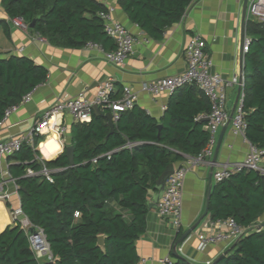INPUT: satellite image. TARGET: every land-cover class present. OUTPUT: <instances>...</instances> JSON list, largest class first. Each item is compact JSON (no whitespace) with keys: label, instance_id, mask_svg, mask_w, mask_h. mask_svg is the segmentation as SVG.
Returning a JSON list of instances; mask_svg holds the SVG:
<instances>
[{"label":"trees","instance_id":"trees-1","mask_svg":"<svg viewBox=\"0 0 264 264\" xmlns=\"http://www.w3.org/2000/svg\"><path fill=\"white\" fill-rule=\"evenodd\" d=\"M195 0H118L129 19L149 37L162 38L166 27L178 22ZM8 19H0L9 35V19L21 16L29 31L50 44L82 48L87 42L114 48L104 32L99 0H0ZM250 44L243 59L242 111L244 136L264 149V21H246ZM48 70L29 57H0V121L4 110L46 81ZM116 91V90H115ZM111 93L120 96V90ZM211 104L194 84L169 94L159 118L133 104L118 112L111 131L98 108L89 121L72 122L70 144L74 166L66 151L53 160H39L36 146L23 143L9 157L8 171L19 187V206L30 224L42 230L51 253L38 260L28 235L19 223L0 232V264H137L136 240L146 231L149 194L169 164L197 156L206 145L205 128ZM43 165L52 169L51 180L27 176L26 170ZM77 213V215H76ZM264 213V175L242 170L211 185L210 220L232 218L249 227ZM103 237V243L98 241ZM174 264H196L177 256ZM209 264H264V226L248 230L217 260Z\"/></svg>","mask_w":264,"mask_h":264},{"label":"crops","instance_id":"crops-1","mask_svg":"<svg viewBox=\"0 0 264 264\" xmlns=\"http://www.w3.org/2000/svg\"><path fill=\"white\" fill-rule=\"evenodd\" d=\"M111 2L115 5L114 18L136 38L133 53L120 66L108 62L103 52L96 48L84 46L74 49L56 46L29 30L10 25L7 35L0 27V57L10 54L26 56L48 70L46 81L34 87L30 100L20 104L0 125V140L27 131L34 119L55 100L79 95L85 96L88 100L93 99L96 86L107 79L114 81L115 90H120L119 97L122 96L123 87L129 86L136 95L135 104L159 118L164 111L169 93L152 95L143 91L142 85L184 71L186 69L184 47L195 35L201 36L205 41V52L211 60L210 72L218 73L224 80L231 82L226 88V109L232 114L236 105L238 82H244V75L240 78L243 71L240 60L242 43L245 37H249L245 32L243 40L241 38L243 0H195L187 7L178 22L166 27L160 39L149 37L131 21L119 6L118 0ZM0 19H8L1 5ZM72 122L74 120L71 114L65 112L63 123L67 130L63 134L49 130L41 136L36 146L39 160H53L70 145ZM221 131L223 136L215 162L241 159L247 152L248 141L232 132L230 121L218 126L213 153ZM9 157L3 162L6 169L13 162ZM215 170L216 166L201 163L189 168L183 185L181 226L177 229L156 210L159 191L150 192L146 231L136 240L139 258H148V264H157V260L165 256L175 259L172 254L175 242L199 220L205 210L208 188L215 182L213 179ZM18 204L19 201L14 195L10 203L0 200V232L12 224L10 205ZM207 220L208 213L176 246V252L180 256L196 264H209L222 256L234 243L220 241L208 244L204 249H198L202 224ZM262 222L264 213L255 224L259 225Z\"/></svg>","mask_w":264,"mask_h":264},{"label":"built area","instance_id":"built-area-1","mask_svg":"<svg viewBox=\"0 0 264 264\" xmlns=\"http://www.w3.org/2000/svg\"><path fill=\"white\" fill-rule=\"evenodd\" d=\"M105 7L104 11L99 13L103 22L104 32L113 40L114 48L105 50L100 44L95 42H87L85 46L96 48L103 52L105 59L114 65L120 66L124 60L133 53L136 38L131 32L118 20L114 18L115 5L111 0H99ZM253 19L259 22L264 21V0H248L246 10V21ZM9 23L22 30H29V24L26 23L21 16L9 19ZM250 44V38L245 37L242 43L241 53L244 55ZM186 59V69L180 73L156 79L142 85V90L157 95L162 92L171 93L177 87L194 84L208 97L211 110L205 116L207 124L205 128L208 130L209 138L197 156H186L184 161L174 166L172 173L168 176L165 186L160 195L156 199V210L159 215L168 220L174 228L181 226L182 217V195L183 185L189 168L194 164H207L216 166L213 172L215 182L226 179L231 174L242 170H255L264 175V149L259 148L248 142V149L245 155L239 160L226 159L221 162L212 161L213 148L216 142V132L218 126L226 121L231 122V129L234 134L244 136L246 122L242 111L243 97V81L238 82L241 87L238 101L234 107L232 114L226 109V88L231 82L224 80L218 73L210 72L211 60L205 52V41L199 35L191 38L184 47ZM244 59V58H243ZM243 65V60L241 62ZM115 91V84L112 79H107L96 86L93 99L88 100L83 95L76 97H68L65 99L55 100L47 106L40 116L34 119L31 127L16 135H11L0 140V200L10 203L11 197L14 195L20 200L19 187L13 177H11L8 169L3 167L4 160L14 154L23 143L34 146L35 137L45 135L49 130H55L59 134H63L67 127L63 123V116L68 112L73 117L74 122L89 121L92 115L93 106L98 108H106L112 114V120L118 118V112L131 108L136 100L135 93L129 86L123 87L122 96L112 98L111 93ZM32 90L25 93L21 100L13 105L8 106L4 110L0 125L14 112L20 104L30 100ZM53 170L43 165L38 170L27 169V176H43L51 180V172ZM9 213L12 223H19L21 228L28 235L30 246L36 257L46 254L47 259L51 258L48 244L42 233V230L36 228L34 233H28L32 226L27 217L22 213L20 206L10 205ZM77 215V213H76ZM23 217V218H22ZM261 227L253 224L249 227L238 225L232 218L207 220L202 224V232L200 233L198 249H204L208 244L228 241L235 242L240 236L248 232V230L258 231ZM41 236V242L34 241L35 236ZM149 259L139 258L137 264H148ZM157 264H174L173 258L165 256L157 260Z\"/></svg>","mask_w":264,"mask_h":264},{"label":"water","instance_id":"water-1","mask_svg":"<svg viewBox=\"0 0 264 264\" xmlns=\"http://www.w3.org/2000/svg\"><path fill=\"white\" fill-rule=\"evenodd\" d=\"M247 3H248V0H243L242 20H241V38H242V40H243V38L245 36V32H246L245 25H246ZM33 25H34V22L30 23L29 24V27L32 28ZM243 58H244V55L241 54V57H240L241 62H242ZM241 66H242V64H241ZM240 78H243V71L241 73ZM240 91H241V87L239 86L238 87V94H237V97H236V103L238 101V98H239V95H240ZM93 112H95V113L98 112V107L93 106ZM105 116L107 117V120H108L110 129L112 131L113 130L112 114L110 112H107L105 114ZM222 136H223V131H221L220 134H219V136H218L217 143H216L215 150H214L213 157H212V161H215L216 160V156H217L218 148L220 146V142L222 140ZM65 151H66V157L68 158V161H69L70 166H74L75 164H74V159H73V147H72V145L71 144L70 145H67L65 147ZM173 169H174V165L173 164H169L168 167L166 168V170L164 171V173L158 179V181H157V186H158V191H159L158 196L160 195L161 191L163 190V188L165 186V183H166V180H167L168 176L172 173ZM211 178H212V174L209 175L210 182H211ZM210 191H211V185L209 186L208 191H207L205 210H204L202 216L199 218V220L194 225H192L189 229H187L182 234V236L175 242L174 247L172 249V254L175 257L180 256L176 252V246H177V244L181 243L191 233V231L194 230V228L198 225L199 221L203 217H205L207 215V213H208V202H209V198H210ZM259 226L260 227H263L264 226V222H262L261 224H259ZM35 230H36V227L31 226L29 228V230H28V233L29 234L30 233H34ZM98 241H99L100 244H102L103 243V237L102 236H99Z\"/></svg>","mask_w":264,"mask_h":264},{"label":"rangeland","instance_id":"rangeland-1","mask_svg":"<svg viewBox=\"0 0 264 264\" xmlns=\"http://www.w3.org/2000/svg\"><path fill=\"white\" fill-rule=\"evenodd\" d=\"M22 218H23V217H22ZM47 255H48V252H46L45 255L40 256V257H37V258H38V260H39L40 262H42L43 260L47 259Z\"/></svg>","mask_w":264,"mask_h":264},{"label":"bare ground","instance_id":"bare-ground-1","mask_svg":"<svg viewBox=\"0 0 264 264\" xmlns=\"http://www.w3.org/2000/svg\"><path fill=\"white\" fill-rule=\"evenodd\" d=\"M41 236L40 235H38V236H35V238H34V241H36L37 243H40L41 242Z\"/></svg>","mask_w":264,"mask_h":264}]
</instances>
